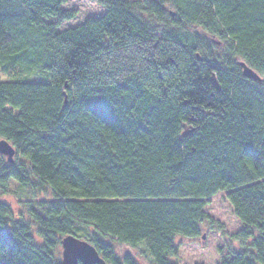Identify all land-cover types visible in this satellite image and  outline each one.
Instances as JSON below:
<instances>
[{"label": "trees", "instance_id": "1", "mask_svg": "<svg viewBox=\"0 0 264 264\" xmlns=\"http://www.w3.org/2000/svg\"><path fill=\"white\" fill-rule=\"evenodd\" d=\"M67 1L0 0V193L31 194L16 216L0 202V264H61L67 236L107 264H137L114 244L177 264L204 226L220 264H264V0H98L59 32ZM219 193L237 234L204 210Z\"/></svg>", "mask_w": 264, "mask_h": 264}, {"label": "rangeland", "instance_id": "2", "mask_svg": "<svg viewBox=\"0 0 264 264\" xmlns=\"http://www.w3.org/2000/svg\"><path fill=\"white\" fill-rule=\"evenodd\" d=\"M125 1L141 2L143 0ZM62 9L76 11L77 16L70 21L63 22L58 29L59 32L78 27L87 18L102 17L105 14V10L98 4V0H68ZM50 22H54V20ZM45 74L36 72L32 75H27L25 78L19 77L15 81L48 82L49 75L47 73ZM7 81H11L10 78L0 72V82ZM3 158L6 159L5 157ZM38 198L43 199L44 197L40 195ZM27 200H31V194L27 188L19 186L15 182L9 183L7 193H0V202L8 204L14 216L21 210L20 202ZM204 210L210 218L222 227L223 233L227 235L237 234L243 229L242 224L233 214L232 207L226 199V193H219L210 198ZM202 235L204 239L201 238ZM177 242L180 246L179 261L177 264H220L222 259H229L232 256L229 251L230 248H228L229 243L223 238L222 233L209 229L208 226L202 228L197 238L178 239ZM234 246L235 244L233 242L232 247ZM114 247L119 256L130 255L135 258L137 264H151V260L148 258L143 245H139L136 248H129L114 244Z\"/></svg>", "mask_w": 264, "mask_h": 264}, {"label": "water", "instance_id": "3", "mask_svg": "<svg viewBox=\"0 0 264 264\" xmlns=\"http://www.w3.org/2000/svg\"><path fill=\"white\" fill-rule=\"evenodd\" d=\"M244 78L255 82H262L263 79L245 63H239ZM0 155L6 158L8 163L13 162L15 149L5 140H0ZM204 239V236H201ZM79 254L83 259L77 258L75 264H107L101 258L96 249L88 242L74 236H67L61 241V264H72L74 255Z\"/></svg>", "mask_w": 264, "mask_h": 264}, {"label": "snow or ice", "instance_id": "4", "mask_svg": "<svg viewBox=\"0 0 264 264\" xmlns=\"http://www.w3.org/2000/svg\"><path fill=\"white\" fill-rule=\"evenodd\" d=\"M77 258H79V259H83L82 256H80L79 254H76V255H74V258H73L72 264H75V260H76Z\"/></svg>", "mask_w": 264, "mask_h": 264}]
</instances>
